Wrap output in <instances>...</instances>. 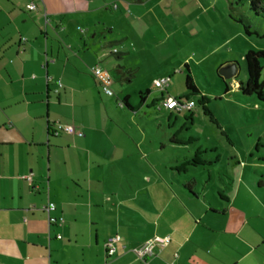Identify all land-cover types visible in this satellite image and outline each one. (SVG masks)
<instances>
[{
    "label": "crops",
    "instance_id": "crops-1",
    "mask_svg": "<svg viewBox=\"0 0 264 264\" xmlns=\"http://www.w3.org/2000/svg\"><path fill=\"white\" fill-rule=\"evenodd\" d=\"M30 2L37 10H28ZM181 5L0 0V264H264V203L254 189L264 182L244 185L247 169L237 170L242 180L219 188L218 201L196 179H182L180 164L165 165L160 152L176 144L173 134L150 136L148 117L139 115L149 105L165 108L163 93L174 97L172 78L188 65L171 62L185 25L177 20L186 18ZM219 16L236 32H223L225 44L243 38L236 21ZM164 49L169 54L158 57ZM97 66L112 76V96L92 74ZM127 71L135 74L130 81ZM166 78L167 91L153 101L157 80ZM58 123L84 136L56 135ZM49 203L63 225H50ZM117 235L123 241L108 255L106 242ZM156 237L171 242L137 259L132 250Z\"/></svg>",
    "mask_w": 264,
    "mask_h": 264
},
{
    "label": "rangeland",
    "instance_id": "rangeland-1",
    "mask_svg": "<svg viewBox=\"0 0 264 264\" xmlns=\"http://www.w3.org/2000/svg\"><path fill=\"white\" fill-rule=\"evenodd\" d=\"M195 1L180 0L186 20L178 15L177 20L185 25L180 32L175 33L178 44L171 47V62L179 61L180 64L189 59L188 65L200 90L199 94H192L191 97L196 106L191 112L181 110L177 114L166 111L162 107L163 103H157L154 107L147 106L139 115L148 117L146 127L150 136L152 133L173 134L176 144H167V150L160 152L165 165H170L172 169L173 165L180 164L182 179H196L199 190L209 188L208 191L214 192L213 195L220 201L223 195L219 188L225 191L227 185L238 184L242 180L240 176L237 177V170L247 169L244 185L252 179L264 182L261 176L264 175V102L255 95L244 96L241 91L233 90L231 80L220 75L223 67H218L219 60L223 62L224 58L234 57L237 61L233 62H239L240 72L232 81L234 84L246 82L248 75L242 56L250 50H264V21L257 19L258 25L250 23L251 29L258 32L252 36H246L243 25L236 24L243 32V38L225 44L226 34L227 37L232 33L236 35L228 26L223 29L226 24L219 16L220 13L226 18L229 16L228 19L234 22L230 16L229 0ZM226 10L227 15L224 14ZM246 10V7L241 8L234 14L247 16ZM229 47L234 54L226 52ZM210 50L217 51L201 60ZM155 53L158 57H165L168 51L156 50ZM260 63L261 80L264 83V59ZM182 68V74L176 73L172 78L173 92L169 94L184 104L188 100L185 94L189 92L185 86V65ZM161 80H157L158 90L151 94L153 101L162 95ZM226 86L230 88L228 94H225ZM163 94L165 99L169 97L166 92ZM138 98L139 95L134 100ZM170 115L173 117L172 121H169ZM162 119L164 122H161ZM173 149L176 151L169 153L168 150ZM254 189L264 203V185L263 189L257 186ZM242 195L241 193V197Z\"/></svg>",
    "mask_w": 264,
    "mask_h": 264
},
{
    "label": "built area",
    "instance_id": "built-area-1",
    "mask_svg": "<svg viewBox=\"0 0 264 264\" xmlns=\"http://www.w3.org/2000/svg\"><path fill=\"white\" fill-rule=\"evenodd\" d=\"M29 11L37 10V4L35 2H30L27 6ZM92 74L94 75L95 79L97 80L102 92L107 96H112L114 94L112 89V77L111 75L104 71L100 67H95L92 69ZM59 86L61 87V83L59 82ZM160 87L163 92L167 91L169 87V79H162L160 81ZM123 104V103H122ZM122 104H120L122 106ZM164 106L166 109L170 110H188L191 112L195 107V102L191 100H187L186 103H181V100L169 97L164 102ZM56 135L58 134H69V135H78L84 136V133L75 125H66L58 123L56 128L54 129ZM27 180H31V177H28ZM56 210V205L54 203H49L45 207V211L48 214V219L50 225H57L61 226L64 224V219L62 217L56 218L52 215V213ZM57 239H62L61 235L57 236ZM123 238L119 235L115 237H111L106 242V252L108 255H113L117 251V244L121 243ZM171 242L170 237H156L151 240L146 241L144 244L134 248L132 252L135 254L137 259L146 261L149 258L156 256L157 254L161 253L162 250Z\"/></svg>",
    "mask_w": 264,
    "mask_h": 264
},
{
    "label": "trees",
    "instance_id": "trees-1",
    "mask_svg": "<svg viewBox=\"0 0 264 264\" xmlns=\"http://www.w3.org/2000/svg\"><path fill=\"white\" fill-rule=\"evenodd\" d=\"M136 3H142L144 0H134ZM248 13L247 16H236L234 13L237 10L245 8ZM229 10L231 18L237 23L243 25L244 34L246 36L257 35V31L251 29L250 23L252 25H258L257 19H262L264 21V0H229ZM245 10V9H244ZM252 19V21H251ZM250 21V22H249ZM113 55L120 56L118 51H115ZM248 78L246 82H240L238 90L242 92L244 96L255 95L258 100L264 102V83L261 80L262 66L260 61L264 59V50L254 51L250 50L247 54L243 56ZM185 86L188 92L192 94H197L198 90L194 77L188 65H185ZM128 81L135 77L134 71H127ZM229 88L226 86L225 94H228ZM143 99L144 95H140ZM126 103V106L131 109V107ZM124 103V105H125Z\"/></svg>",
    "mask_w": 264,
    "mask_h": 264
},
{
    "label": "water",
    "instance_id": "water-1",
    "mask_svg": "<svg viewBox=\"0 0 264 264\" xmlns=\"http://www.w3.org/2000/svg\"><path fill=\"white\" fill-rule=\"evenodd\" d=\"M239 67L240 66L238 62L231 65H227L226 67L222 68L220 75L226 80H231L237 75Z\"/></svg>",
    "mask_w": 264,
    "mask_h": 264
}]
</instances>
